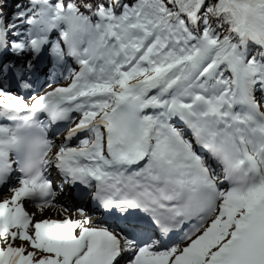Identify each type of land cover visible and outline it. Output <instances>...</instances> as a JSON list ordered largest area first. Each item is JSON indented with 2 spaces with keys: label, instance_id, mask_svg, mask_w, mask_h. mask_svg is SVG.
<instances>
[{
  "label": "snow or ice",
  "instance_id": "snow-or-ice-1",
  "mask_svg": "<svg viewBox=\"0 0 264 264\" xmlns=\"http://www.w3.org/2000/svg\"><path fill=\"white\" fill-rule=\"evenodd\" d=\"M3 6L0 264H264V0ZM45 54L70 83L14 93ZM52 168L103 226L25 209L57 207Z\"/></svg>",
  "mask_w": 264,
  "mask_h": 264
},
{
  "label": "bare ground",
  "instance_id": "bare-ground-1",
  "mask_svg": "<svg viewBox=\"0 0 264 264\" xmlns=\"http://www.w3.org/2000/svg\"><path fill=\"white\" fill-rule=\"evenodd\" d=\"M6 197L7 196H3V197L0 198V200L4 199ZM58 200H59V202H61L62 204L65 205L66 200H65L64 197L63 198L58 197ZM25 209H26V205H25ZM31 211L36 213L35 216H37V220H42V219H62L63 218V216L61 215V212L58 211L57 207L56 208H52V209H46L42 213L38 212L37 209H34V208ZM70 218H72V217H70Z\"/></svg>",
  "mask_w": 264,
  "mask_h": 264
},
{
  "label": "rangeland",
  "instance_id": "rangeland-1",
  "mask_svg": "<svg viewBox=\"0 0 264 264\" xmlns=\"http://www.w3.org/2000/svg\"><path fill=\"white\" fill-rule=\"evenodd\" d=\"M7 195H9V191H7L6 193H5V196H7ZM69 211H74L73 209L71 210V207L69 208ZM37 217V216H36Z\"/></svg>",
  "mask_w": 264,
  "mask_h": 264
},
{
  "label": "trees",
  "instance_id": "trees-1",
  "mask_svg": "<svg viewBox=\"0 0 264 264\" xmlns=\"http://www.w3.org/2000/svg\"><path fill=\"white\" fill-rule=\"evenodd\" d=\"M21 1V0H20Z\"/></svg>",
  "mask_w": 264,
  "mask_h": 264
}]
</instances>
